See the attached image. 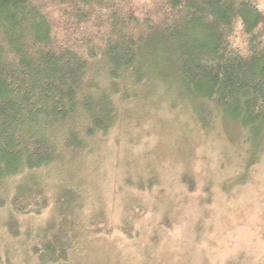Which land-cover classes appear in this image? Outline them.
<instances>
[{
	"label": "trees",
	"instance_id": "1",
	"mask_svg": "<svg viewBox=\"0 0 264 264\" xmlns=\"http://www.w3.org/2000/svg\"><path fill=\"white\" fill-rule=\"evenodd\" d=\"M153 107L178 108L203 134L238 122L235 177L252 172L264 154V0H0V264L151 259L168 205L153 204L142 247L105 238L140 231L137 192L157 183L122 172L131 162L115 151ZM110 141L114 166L100 171ZM116 182L125 201L112 200Z\"/></svg>",
	"mask_w": 264,
	"mask_h": 264
},
{
	"label": "rangeland",
	"instance_id": "2",
	"mask_svg": "<svg viewBox=\"0 0 264 264\" xmlns=\"http://www.w3.org/2000/svg\"><path fill=\"white\" fill-rule=\"evenodd\" d=\"M128 106L130 109L133 104ZM152 111L143 118L131 117V141L123 139L115 153L122 154L124 162L130 159L131 164L124 163L122 172L129 168L143 176V181L152 177L157 184L136 188L144 209L135 220L139 233L133 231L132 238L122 240L116 231L105 238L107 246H122L128 252L134 245L131 242L138 238L142 247L147 240V225L159 221L152 213L160 214L158 211L168 205L167 229L147 246L151 259L144 249V254L135 249L130 253L147 257L152 264H264V154L240 181L235 176L241 170L247 145L238 122L215 120L203 134L178 108L153 107ZM113 148L110 141L104 165L98 166L100 171L114 166L107 158ZM109 175L102 174L103 184L110 181ZM110 185L116 186L112 200L125 201L127 188L117 182ZM168 197L172 202L165 199ZM114 212L119 210L115 208ZM143 258L140 260L145 264ZM109 260L112 262L107 264H116L110 256Z\"/></svg>",
	"mask_w": 264,
	"mask_h": 264
}]
</instances>
